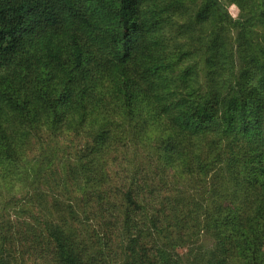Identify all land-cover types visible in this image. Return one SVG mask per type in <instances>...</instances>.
Wrapping results in <instances>:
<instances>
[{"label":"trees","instance_id":"obj_1","mask_svg":"<svg viewBox=\"0 0 264 264\" xmlns=\"http://www.w3.org/2000/svg\"><path fill=\"white\" fill-rule=\"evenodd\" d=\"M0 264H264V0H0Z\"/></svg>","mask_w":264,"mask_h":264},{"label":"rangeland","instance_id":"obj_2","mask_svg":"<svg viewBox=\"0 0 264 264\" xmlns=\"http://www.w3.org/2000/svg\"><path fill=\"white\" fill-rule=\"evenodd\" d=\"M227 11H228V14H229V16H230V18H231V21H234V20H236V19L239 18L240 11L236 8V6L228 7ZM236 33H237V31L234 29V30L232 31V34H233V35H236ZM203 239H204V240H208V238H206V237H203ZM209 242H210V241H207V243H209ZM211 244H212V241H211ZM180 252H181V254H182L183 256H186L190 251H189L188 248H187V250H186V249H181Z\"/></svg>","mask_w":264,"mask_h":264}]
</instances>
